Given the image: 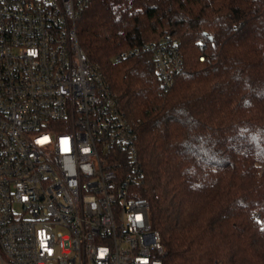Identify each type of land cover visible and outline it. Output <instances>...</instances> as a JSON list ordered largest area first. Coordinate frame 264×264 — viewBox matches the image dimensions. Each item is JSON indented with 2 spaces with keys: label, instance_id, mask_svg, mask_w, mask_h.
I'll use <instances>...</instances> for the list:
<instances>
[{
  "label": "trees",
  "instance_id": "trees-1",
  "mask_svg": "<svg viewBox=\"0 0 264 264\" xmlns=\"http://www.w3.org/2000/svg\"><path fill=\"white\" fill-rule=\"evenodd\" d=\"M77 33L141 118L135 195L164 264H264V0H92ZM166 34L185 68L163 91L144 45Z\"/></svg>",
  "mask_w": 264,
  "mask_h": 264
},
{
  "label": "built area",
  "instance_id": "built-area-1",
  "mask_svg": "<svg viewBox=\"0 0 264 264\" xmlns=\"http://www.w3.org/2000/svg\"><path fill=\"white\" fill-rule=\"evenodd\" d=\"M91 1L0 0V264H164L135 195L141 118L78 39ZM144 48L168 91L185 68L178 40Z\"/></svg>",
  "mask_w": 264,
  "mask_h": 264
},
{
  "label": "snow or ice",
  "instance_id": "snow-or-ice-1",
  "mask_svg": "<svg viewBox=\"0 0 264 264\" xmlns=\"http://www.w3.org/2000/svg\"><path fill=\"white\" fill-rule=\"evenodd\" d=\"M139 219V218H138ZM102 253H103V250H102Z\"/></svg>",
  "mask_w": 264,
  "mask_h": 264
}]
</instances>
